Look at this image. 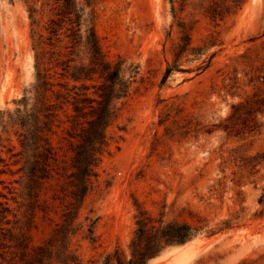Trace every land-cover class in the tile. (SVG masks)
Returning a JSON list of instances; mask_svg holds the SVG:
<instances>
[{
  "label": "rangeland",
  "instance_id": "rangeland-1",
  "mask_svg": "<svg viewBox=\"0 0 264 264\" xmlns=\"http://www.w3.org/2000/svg\"><path fill=\"white\" fill-rule=\"evenodd\" d=\"M209 2L188 0L180 18L197 21L194 45H200L210 33L220 32L224 45L213 50L222 51L201 76L192 79L195 73L176 72L162 88L181 36L171 0L98 1L96 29L108 59L135 62L140 65V75L120 117L109 129L111 145L81 214V221L98 218L96 243L83 234L74 239L72 248L78 250L82 264H103L118 247L129 251L137 226V205L158 216L165 213L168 220L196 223L200 218L215 226L232 219L236 226L212 237L201 235L192 245L172 246L148 264H264V162L253 170L244 161L264 154V125L257 133L240 135L214 127L248 93L264 95L263 80L249 85L254 74L250 61L260 69L257 74L264 76V39L252 41L264 34V0H246L220 25L203 8ZM48 20L46 10L41 23L44 32ZM35 65L27 3L0 0V117L2 112L16 110V100L35 81ZM231 78H236L235 83ZM55 79L57 82L58 74ZM260 121L264 124V116ZM66 122L61 112L60 122L57 120L50 134L62 167L70 166L73 155ZM0 130L7 139L3 155L13 170L2 178L8 186L20 188L16 181L22 176L23 163H16L20 157L8 152L9 147L15 153L22 150L19 135L1 120ZM65 172L55 174L41 195V203L49 208L36 210L32 248L44 244L62 220L61 201L54 197L67 181ZM0 191L9 193L3 184ZM11 204L19 208L17 203ZM4 255L0 247V264H10L11 256Z\"/></svg>",
  "mask_w": 264,
  "mask_h": 264
},
{
  "label": "trees",
  "instance_id": "trees-1",
  "mask_svg": "<svg viewBox=\"0 0 264 264\" xmlns=\"http://www.w3.org/2000/svg\"><path fill=\"white\" fill-rule=\"evenodd\" d=\"M24 1L32 21L36 72L35 81L24 96L16 100V110L2 112L0 117L4 127L16 128L22 150L15 153L9 147L8 152L20 157L16 163H23L19 170L22 176L16 181L20 188L8 186L2 175L13 170L3 155L7 139L0 130V184L9 189V193L0 191V247L4 249V256H11L10 264H82L78 250L72 248L74 239L83 234L96 243L98 218L87 217L86 221H81V214L99 177L103 156L111 145L109 129L120 117L138 81L140 65L122 57L117 61L108 59L96 29L99 0H39L41 6L32 0ZM171 2L181 36L174 47V60L165 70L162 88L176 72L195 73L192 79L204 74L222 51V48L213 49L224 45L218 31L210 33L200 45H194L192 34L197 21L180 18V13L189 5L188 0ZM245 2L210 0L203 8L220 25ZM46 10L49 20L44 32L41 23ZM258 39H264V34L252 41ZM261 46L264 49V40ZM184 60L189 67L184 66ZM194 63L198 64L192 66ZM249 66L254 72L249 85L264 81V76L257 74L260 69L255 63L250 61ZM52 70H56L55 74ZM235 80L231 78V82ZM61 112L65 113L69 124L66 138L73 154L69 167L60 165L50 137L55 123L60 122ZM260 116H264V95L255 91L234 104L233 113L214 127L229 135L257 133L264 125ZM244 161L254 170L264 162V154ZM62 169L66 171L67 181L54 197L61 201L62 220L44 244L32 248L31 229L36 210L49 208L41 203V195L46 184ZM11 201L19 208L13 207ZM190 214L196 216L192 211ZM136 225L129 251L118 247L105 257L103 264H148L172 246L184 245L201 235H219L236 227L232 219H223L215 226L200 218L196 223L168 220L165 213L155 215L142 205H137Z\"/></svg>",
  "mask_w": 264,
  "mask_h": 264
},
{
  "label": "bare ground",
  "instance_id": "bare-ground-1",
  "mask_svg": "<svg viewBox=\"0 0 264 264\" xmlns=\"http://www.w3.org/2000/svg\"><path fill=\"white\" fill-rule=\"evenodd\" d=\"M192 244H193V241L187 243L186 245L177 246V247H175V248H178V247H184V246H188V245H192Z\"/></svg>",
  "mask_w": 264,
  "mask_h": 264
}]
</instances>
